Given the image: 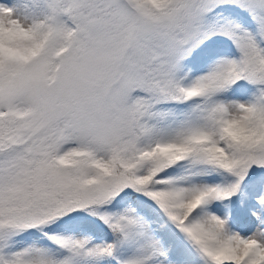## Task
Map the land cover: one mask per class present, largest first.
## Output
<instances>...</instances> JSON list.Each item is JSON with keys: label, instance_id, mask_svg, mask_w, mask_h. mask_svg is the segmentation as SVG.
<instances>
[{"label": "snow or ice", "instance_id": "1", "mask_svg": "<svg viewBox=\"0 0 264 264\" xmlns=\"http://www.w3.org/2000/svg\"><path fill=\"white\" fill-rule=\"evenodd\" d=\"M0 264H264V0H0Z\"/></svg>", "mask_w": 264, "mask_h": 264}]
</instances>
